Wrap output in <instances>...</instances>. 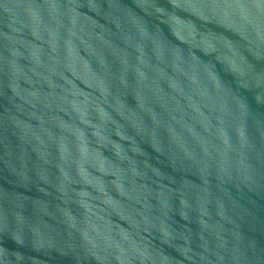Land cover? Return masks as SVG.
Returning <instances> with one entry per match:
<instances>
[{
  "label": "water",
  "instance_id": "obj_1",
  "mask_svg": "<svg viewBox=\"0 0 264 264\" xmlns=\"http://www.w3.org/2000/svg\"><path fill=\"white\" fill-rule=\"evenodd\" d=\"M0 264H264V0H0Z\"/></svg>",
  "mask_w": 264,
  "mask_h": 264
}]
</instances>
